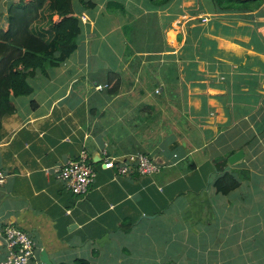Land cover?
<instances>
[{"label":"crops","instance_id":"1","mask_svg":"<svg viewBox=\"0 0 264 264\" xmlns=\"http://www.w3.org/2000/svg\"><path fill=\"white\" fill-rule=\"evenodd\" d=\"M16 1H0L3 29ZM92 1L73 0L77 48L28 78L32 92L0 120V260L3 228L15 225L35 242L27 264H45L42 250L51 264H101L132 250V264H166L179 247L182 264H264V0L229 11L211 0ZM82 152L95 178L77 196L53 169ZM136 152L159 172L102 166L104 153ZM219 157L223 171L249 174L228 194L213 186Z\"/></svg>","mask_w":264,"mask_h":264},{"label":"trees","instance_id":"2","mask_svg":"<svg viewBox=\"0 0 264 264\" xmlns=\"http://www.w3.org/2000/svg\"><path fill=\"white\" fill-rule=\"evenodd\" d=\"M1 1V0H0ZM84 8H92V0H78ZM164 3L168 0H150ZM213 7L229 11L249 8V4L259 5V0H211ZM1 15V13H0ZM58 18V20H55ZM7 27L0 26V120L5 114L15 111L13 98L29 95L32 87L28 78L37 70L45 71L64 62L77 48V38L81 33V21L74 15L73 0H18L10 2L6 9ZM120 77L117 72H109L107 87L110 94L117 92ZM35 103L31 101V106ZM225 157L215 159L214 165L221 173L215 178L216 191L228 194L240 185V180L248 178L223 171L220 167ZM242 170H239L240 173ZM242 178V179H241ZM127 230V228L125 227ZM77 264H87L78 260Z\"/></svg>","mask_w":264,"mask_h":264},{"label":"built area","instance_id":"3","mask_svg":"<svg viewBox=\"0 0 264 264\" xmlns=\"http://www.w3.org/2000/svg\"><path fill=\"white\" fill-rule=\"evenodd\" d=\"M84 20V16H81ZM101 88V86H98ZM102 166L115 169L118 175L129 176L132 173L152 175L160 170V164L147 155L136 152L123 156L103 155ZM57 178L63 181L65 187L74 195H85L95 178V169L82 152L76 159H69L62 166L53 169ZM6 175L0 170V186L5 182ZM6 256L0 264H27L35 256L33 238L15 225L3 228Z\"/></svg>","mask_w":264,"mask_h":264},{"label":"rangeland","instance_id":"4","mask_svg":"<svg viewBox=\"0 0 264 264\" xmlns=\"http://www.w3.org/2000/svg\"><path fill=\"white\" fill-rule=\"evenodd\" d=\"M81 16H83V15H81ZM248 197H249V195H248ZM246 202H249V198L246 199ZM248 208H249V206H248ZM146 231L149 232L150 230L148 229ZM143 235L144 234H142L139 238L140 239H143ZM124 237L126 239H128V241H129L130 244H136L138 242L137 240H134V241L131 242V238H130L131 236L130 235L129 236L123 235V238ZM125 246H128V244L125 245ZM130 246H132V245H130ZM126 248H129V247H126ZM143 250H145L147 253L150 254L151 251H153V248L152 247H144ZM159 250H161V247H158V251ZM191 252H192V249L189 252V254ZM123 254L125 255V257L122 256V255H120V254H118V253H115V252L112 253V252H110V258H108L104 262H101V264H132L133 261H134V259H135V255L133 254V250L132 251H129V252H124ZM119 257H122V258L125 259L124 263H120ZM162 257H163L162 258V261L165 262L166 264H182L183 255H182V252H181V247H179L178 249H176V251L173 252V253H171V255L168 254L167 256H162ZM136 259H137V257H136ZM141 259L143 261V264H152V263L155 262L154 261L155 260V257H152L153 260H150L146 256H144ZM190 259L193 260L192 258H190ZM136 261H138V260H136Z\"/></svg>","mask_w":264,"mask_h":264},{"label":"water","instance_id":"5","mask_svg":"<svg viewBox=\"0 0 264 264\" xmlns=\"http://www.w3.org/2000/svg\"><path fill=\"white\" fill-rule=\"evenodd\" d=\"M243 156L244 152L240 149L228 157V162L232 164L242 159ZM41 261H43L45 264H51L50 260L47 257V253L44 250L41 251Z\"/></svg>","mask_w":264,"mask_h":264}]
</instances>
